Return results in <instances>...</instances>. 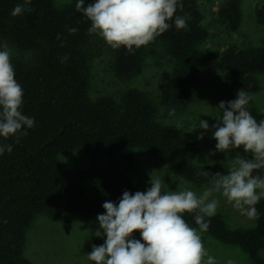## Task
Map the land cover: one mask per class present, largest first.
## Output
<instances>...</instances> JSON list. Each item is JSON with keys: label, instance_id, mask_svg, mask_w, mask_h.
Segmentation results:
<instances>
[{"label": "trees", "instance_id": "1", "mask_svg": "<svg viewBox=\"0 0 264 264\" xmlns=\"http://www.w3.org/2000/svg\"><path fill=\"white\" fill-rule=\"evenodd\" d=\"M76 2L58 7L54 0H31V12L13 17L12 9L24 0H0V43L6 41L33 53L30 60L13 56L12 63L24 90L21 110L35 121L19 143L16 137L0 138V144L12 145L11 153L0 154V264H32L24 254V244L38 213L54 220H66L75 213L91 217L105 212V201L118 203L123 191H141L127 175L135 160L123 151L126 147L144 148L197 184L212 180L216 173L211 165L192 163L199 145L184 138L176 126L158 120L157 106L146 91L128 89L119 98L90 96L92 57L107 49L115 74L131 79L144 59L146 46L134 48L131 54L124 47L112 49L88 33L90 21L76 10ZM181 2L183 7L177 8L176 15L184 17L187 26L177 30L174 20L169 21L170 29L155 39L166 44L174 59L173 70L162 84V100L189 96L212 70L222 76L218 103L235 99L242 88L254 93L258 89L255 73L264 70V47L235 44L220 51L205 47L209 32L198 1ZM240 3L226 0L218 12L230 31L239 28ZM255 14L263 23L264 0H258ZM73 27L78 31L69 34L68 28ZM65 56L68 59L62 63ZM247 107L257 121L264 119V113ZM79 147L86 148L89 166L68 171L57 154ZM202 171H208V177L197 175ZM256 208L259 217L253 226L231 228L216 213L206 218L210 221L207 232L240 246L253 264H264L260 254L264 248V199ZM185 219L195 225L191 214H185ZM103 242L102 237L94 238L95 245Z\"/></svg>", "mask_w": 264, "mask_h": 264}, {"label": "clouds", "instance_id": "2", "mask_svg": "<svg viewBox=\"0 0 264 264\" xmlns=\"http://www.w3.org/2000/svg\"><path fill=\"white\" fill-rule=\"evenodd\" d=\"M31 0L16 4L13 17L31 12ZM183 7L181 0H77L75 8L90 21L89 34H95L112 49L124 47L128 53L155 41L172 26L177 30L187 26L184 17L176 15ZM76 28H68L75 34ZM61 38L60 34L56 37ZM63 46V44H61ZM13 51L5 41L0 43V138L7 140L26 136L34 127V118L22 112L24 90L16 79L12 63ZM67 56L61 58L66 62ZM251 94L239 89L236 98L221 101L216 123L198 119L197 128L208 131L216 140L215 151L228 153L243 149L249 155H235L225 173L216 172L210 186L199 193L190 187L165 188L161 177L150 174L149 187L132 193L123 191L118 203L105 201V212L97 214L98 227L92 233L104 238L92 245L86 254L94 264H218L205 246L202 233L207 232L211 218L216 215L223 197L241 215L257 219L256 205L264 199V119H257L248 110ZM174 111V109H173ZM209 115L207 113H203ZM180 127L179 125L177 126ZM201 132L197 139H203ZM11 153V144H0V154ZM214 154V153H210ZM197 175L208 177V171ZM172 180L175 182L174 176ZM191 214L195 227L185 219ZM139 232L140 239L134 233ZM227 264H234L229 259Z\"/></svg>", "mask_w": 264, "mask_h": 264}, {"label": "rangeland", "instance_id": "3", "mask_svg": "<svg viewBox=\"0 0 264 264\" xmlns=\"http://www.w3.org/2000/svg\"><path fill=\"white\" fill-rule=\"evenodd\" d=\"M72 0H54L56 6L61 7ZM203 14V23L208 29V37L204 46L220 51L228 45L241 47H264V22L257 20L255 8L258 0H241V19L238 30L230 31L219 18L218 12L226 0H197ZM99 40H97L98 42ZM13 56L30 60L33 53L9 45ZM98 56L90 60L91 80L90 96L96 98L101 95H112L116 98L126 90L138 88L146 91L157 106V118L166 124L180 126L182 136L196 142L200 149L194 156L195 165L208 164L216 172L225 173L235 155L245 156L240 150H230L228 153L216 152V140L212 138V129L205 131L197 128L194 132L188 130L198 124V119L208 120L209 125L216 123L213 116L219 112L218 92L220 89L221 74L212 70L208 72L198 90L178 101L164 102L161 97V88L164 81L170 76L174 59L163 41L155 40L146 45L145 56L138 71L131 79L120 78L112 68V54L107 49H101ZM258 89L251 94L249 107L257 112L264 113V70L255 73ZM174 109V111H173ZM207 113L209 115H205ZM204 132L203 139L197 136ZM123 151L130 153L135 160V167L127 175L141 190L150 185V174L161 177L165 188L172 190L190 187L197 193L205 186H210L211 180L204 183H195L185 179L170 163L149 153L141 147H126ZM214 153V154H210ZM57 157L68 171H77L89 166L90 157L86 148L79 147L73 150L60 151ZM175 178V182L172 180ZM217 212L221 214L231 228H247L255 224L254 219L241 215L223 197ZM97 214L85 217L75 213L66 220H54L46 213H38L26 233L24 254L32 264H94L87 259L86 254L92 250L94 236L92 233L98 227ZM195 227V225L190 224ZM140 239V235H134ZM205 246L210 250L218 264H227L231 259L234 264H253L248 254L238 245L221 241L209 232L202 233ZM264 258V248L260 250Z\"/></svg>", "mask_w": 264, "mask_h": 264}]
</instances>
